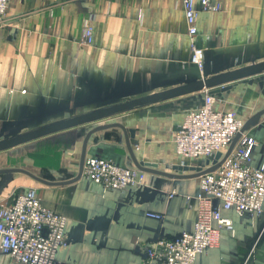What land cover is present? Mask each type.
<instances>
[{
  "label": "crops",
  "instance_id": "obj_1",
  "mask_svg": "<svg viewBox=\"0 0 264 264\" xmlns=\"http://www.w3.org/2000/svg\"><path fill=\"white\" fill-rule=\"evenodd\" d=\"M212 1L217 9L201 11L197 22L195 40L205 51L200 69L191 61L182 0H10L0 21V141L190 86L0 150V205L32 187L67 216L57 264H141L138 240L193 229L200 161H182L173 136L184 114L202 103L208 87L194 85L203 79L229 75L210 85L216 104L243 117L236 139L252 135V163L264 162V0ZM88 21L95 28L91 44L83 42ZM90 156L143 164L145 180L106 188L81 174ZM262 209L253 216L223 209L234 231L223 228L196 264H264V203ZM1 261L21 264L10 254Z\"/></svg>",
  "mask_w": 264,
  "mask_h": 264
},
{
  "label": "built area",
  "instance_id": "obj_2",
  "mask_svg": "<svg viewBox=\"0 0 264 264\" xmlns=\"http://www.w3.org/2000/svg\"><path fill=\"white\" fill-rule=\"evenodd\" d=\"M182 1L191 61L203 69L205 51L195 40L197 22L201 11L215 10L217 6L212 0ZM9 2L0 0V21L6 16ZM94 40V24L85 22L83 42L91 44ZM244 124L236 110L217 106L208 88L202 103L184 114L173 141L182 161H200L194 227L174 236L138 240L137 246L144 254L141 264H196L200 254L218 244L223 228L234 231L233 221L222 215L223 209L234 210L240 216H253L263 210L264 162L252 163L256 141L252 135L242 134L236 139ZM81 174L106 188L125 189L143 183L146 171L102 156H90ZM175 193L173 189L170 195ZM146 215L165 219V214L158 211L148 210ZM66 223L67 216L47 207L35 188L17 192L12 203L0 205V264L2 254H10L21 264H57V251L66 245Z\"/></svg>",
  "mask_w": 264,
  "mask_h": 264
},
{
  "label": "water",
  "instance_id": "obj_3",
  "mask_svg": "<svg viewBox=\"0 0 264 264\" xmlns=\"http://www.w3.org/2000/svg\"><path fill=\"white\" fill-rule=\"evenodd\" d=\"M228 77H229V75L223 76V77H217V78L203 79L198 83L199 84L198 86L194 85V87H202V86H203V88L208 87L209 89H211L210 91L212 93H214L215 89L210 88L211 87L210 85L217 83V82H224L228 79ZM184 87H186V88H184ZM189 87H190L189 85L188 86H182V87H179V86L174 87V88L165 90L163 92L151 94V95L144 97V98L135 99V100H128L125 102H121V103L113 104V105H110L107 107L92 110V111H89L86 113L78 114V115L63 119V120H59L56 122L45 124L43 126L22 132L16 136L11 137V138L1 140L0 141V150L8 149V148L14 147L16 145H19L21 143L39 138L41 136H44V135H47V134H50V133H53V132H56L59 130H63V129H66V128L87 122V121L102 118V117L111 115L113 113L129 109V108L134 107V106H138V105H141L144 103L160 100V99L166 98V97L171 96V95L173 96L177 93L187 91V89ZM235 141H236V139H235ZM235 141L233 142V144L235 143ZM138 165H139L138 167H140L141 169H144V170L146 169L145 166H143V164L138 163Z\"/></svg>",
  "mask_w": 264,
  "mask_h": 264
}]
</instances>
